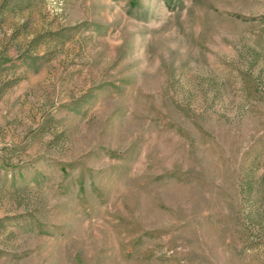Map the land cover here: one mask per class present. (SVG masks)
Instances as JSON below:
<instances>
[{
    "label": "rangeland",
    "instance_id": "374dc122",
    "mask_svg": "<svg viewBox=\"0 0 264 264\" xmlns=\"http://www.w3.org/2000/svg\"><path fill=\"white\" fill-rule=\"evenodd\" d=\"M0 264H264V0H0Z\"/></svg>",
    "mask_w": 264,
    "mask_h": 264
}]
</instances>
